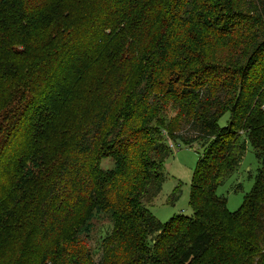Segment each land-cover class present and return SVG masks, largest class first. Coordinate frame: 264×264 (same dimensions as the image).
<instances>
[{
  "label": "trees",
  "instance_id": "16d2710c",
  "mask_svg": "<svg viewBox=\"0 0 264 264\" xmlns=\"http://www.w3.org/2000/svg\"><path fill=\"white\" fill-rule=\"evenodd\" d=\"M208 1L0 0L3 236L9 218L18 222L12 206L26 207L24 248L0 264H57L96 208L116 236L128 231L142 264H264V0ZM218 8L230 14L220 31L201 15ZM182 22L190 35L157 44ZM211 30L235 69L205 64ZM70 107L73 122L61 130ZM139 109L146 117L131 129ZM155 123L178 147L207 148L193 176V215L166 223L149 210L173 155L155 140ZM249 145L256 185L231 213L217 192ZM106 158L114 171L101 169Z\"/></svg>",
  "mask_w": 264,
  "mask_h": 264
},
{
  "label": "rangeland",
  "instance_id": "374dc122",
  "mask_svg": "<svg viewBox=\"0 0 264 264\" xmlns=\"http://www.w3.org/2000/svg\"><path fill=\"white\" fill-rule=\"evenodd\" d=\"M199 5L202 7H210L212 4L208 0H200ZM233 12L236 11L234 10ZM201 15H203V20L207 21L208 24L216 26L219 31L230 18V14L224 8L210 9L209 13ZM210 34L206 37V46L209 47V50L206 51L207 57L204 60L205 64L209 67L220 66L235 69L236 66L234 65L233 58L230 57L229 48L214 46L216 40L212 35L215 33L211 30ZM187 35H190L189 26L182 22L179 25L171 26L169 33L157 37L156 42L158 44L161 40H166L169 43H174L182 37L185 38ZM199 41L200 43L203 42L201 38H199ZM148 44H150V41ZM190 45L193 46L192 44H186V50L189 49ZM171 58L172 56L168 58L170 63L173 61ZM99 70L96 69L91 74V81L95 80ZM184 70L186 72L185 68ZM85 87L88 88L91 85L86 84ZM78 96L81 101L87 100L84 95L79 94ZM78 96L73 100L72 107L77 103ZM72 107L65 113L64 119L67 125H61V130L66 129L73 122L74 113L71 112ZM174 116L175 114L172 111L168 113L169 118ZM145 117L146 114L141 109L136 110V114L130 118L134 119V122L131 123V129H134L138 124L140 127L142 123L140 120ZM228 122L229 115L227 114L220 119L219 124L220 126H226ZM129 127L130 122L128 121L126 129ZM152 129L157 132L155 140L166 143L169 146L168 148L173 152V155L165 162L166 181L163 184L162 192L157 198L153 199L149 210L162 223H166L174 216L180 214L190 217L193 215V210L190 206L193 176L200 157L204 155V150L207 148H204V145L200 143H196L192 147H185L183 145L178 147L177 144L169 140L167 133H162V128L158 129L156 123ZM63 139V136L59 137V143ZM171 143L174 147H171ZM153 156L157 157L158 154L155 153ZM115 167V161L111 158L103 159L101 162V169L105 172L114 171ZM258 168L259 161L252 147L249 145L238 170L219 187L217 192L220 197L226 199L227 209L231 213L237 212L254 190ZM12 210H14V216L18 219V222L15 223L13 222L15 219L12 217L9 218L10 227L7 229V234L3 236L4 233H0V263L4 256L18 258L21 250L24 248L20 243V238L25 230L24 219L26 216V207L15 204L12 206ZM83 222H85L84 228H82L84 231L77 237V239L79 238L77 246L73 247L70 250V254L62 257L57 264H142L141 261H138L139 253L135 248H129L127 245L132 240L128 237V231L116 236L111 218L109 215L104 214L102 210L96 208L86 218V221L82 218L81 223ZM136 232L137 230L133 231V237ZM185 243L188 245L189 240H185ZM141 254L144 253L142 252ZM134 257L135 259L137 258L136 261L135 259L133 260ZM22 258L24 259V256ZM168 264L178 263L172 260Z\"/></svg>",
  "mask_w": 264,
  "mask_h": 264
},
{
  "label": "built area",
  "instance_id": "2783aa9c",
  "mask_svg": "<svg viewBox=\"0 0 264 264\" xmlns=\"http://www.w3.org/2000/svg\"><path fill=\"white\" fill-rule=\"evenodd\" d=\"M171 147H174V145L171 143Z\"/></svg>",
  "mask_w": 264,
  "mask_h": 264
}]
</instances>
